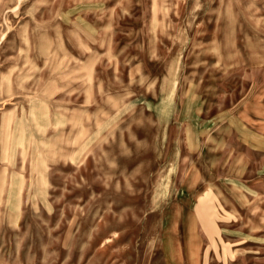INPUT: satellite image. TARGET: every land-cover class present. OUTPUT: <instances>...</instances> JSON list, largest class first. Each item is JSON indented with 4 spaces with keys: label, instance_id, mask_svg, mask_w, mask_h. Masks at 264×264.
<instances>
[{
    "label": "rangeland",
    "instance_id": "obj_1",
    "mask_svg": "<svg viewBox=\"0 0 264 264\" xmlns=\"http://www.w3.org/2000/svg\"><path fill=\"white\" fill-rule=\"evenodd\" d=\"M264 0H0V264H264Z\"/></svg>",
    "mask_w": 264,
    "mask_h": 264
},
{
    "label": "crops",
    "instance_id": "obj_2",
    "mask_svg": "<svg viewBox=\"0 0 264 264\" xmlns=\"http://www.w3.org/2000/svg\"><path fill=\"white\" fill-rule=\"evenodd\" d=\"M229 124L230 130L238 143L250 151L264 155V100L259 103H251L248 107H242Z\"/></svg>",
    "mask_w": 264,
    "mask_h": 264
}]
</instances>
